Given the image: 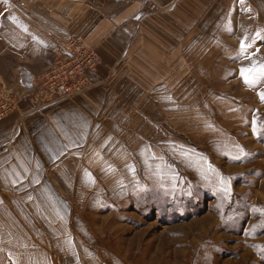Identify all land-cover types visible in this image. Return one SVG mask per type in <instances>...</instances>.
<instances>
[{
	"label": "crops",
	"instance_id": "1",
	"mask_svg": "<svg viewBox=\"0 0 264 264\" xmlns=\"http://www.w3.org/2000/svg\"><path fill=\"white\" fill-rule=\"evenodd\" d=\"M4 1L14 13L0 20L6 89L29 88L67 40H81L100 57L89 89L46 106L24 103L0 120V188L16 203L27 194L34 196L29 204L48 203L36 201L45 193L59 206L75 204L64 199L68 190L129 186L147 148L159 147L153 142L161 125L171 131L184 113L187 123L207 121L195 112L211 92L227 93L217 83L226 80L228 62L251 75L264 66V0ZM247 104L257 109V101Z\"/></svg>",
	"mask_w": 264,
	"mask_h": 264
},
{
	"label": "rangeland",
	"instance_id": "2",
	"mask_svg": "<svg viewBox=\"0 0 264 264\" xmlns=\"http://www.w3.org/2000/svg\"><path fill=\"white\" fill-rule=\"evenodd\" d=\"M11 7L3 0L0 20ZM227 65L217 83L227 93L211 92L218 97L195 112L207 121L187 123L184 113L171 131L161 125L159 147L147 148L129 186L68 190L77 203L61 206L45 193L36 201L48 203L29 204L28 194L16 203L0 188V264H264V66L251 94Z\"/></svg>",
	"mask_w": 264,
	"mask_h": 264
},
{
	"label": "built area",
	"instance_id": "3",
	"mask_svg": "<svg viewBox=\"0 0 264 264\" xmlns=\"http://www.w3.org/2000/svg\"><path fill=\"white\" fill-rule=\"evenodd\" d=\"M99 64L95 48L86 47L79 39H70L63 42L50 68L36 76L25 92H10L0 77V120L24 103L46 106L84 92L90 88V75Z\"/></svg>",
	"mask_w": 264,
	"mask_h": 264
},
{
	"label": "snow or ice",
	"instance_id": "4",
	"mask_svg": "<svg viewBox=\"0 0 264 264\" xmlns=\"http://www.w3.org/2000/svg\"><path fill=\"white\" fill-rule=\"evenodd\" d=\"M245 45L242 43L241 44V50H244ZM254 70L252 69H245L244 71H242L241 75L243 76L244 80L246 83H254L256 80V77L254 75H251V73ZM260 74L264 75V67H261L260 69ZM261 98L264 99V93H261Z\"/></svg>",
	"mask_w": 264,
	"mask_h": 264
}]
</instances>
